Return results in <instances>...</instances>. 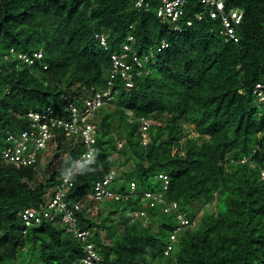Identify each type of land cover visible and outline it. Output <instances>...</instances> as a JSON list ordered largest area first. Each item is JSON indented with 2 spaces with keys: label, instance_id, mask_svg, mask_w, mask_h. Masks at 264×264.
I'll use <instances>...</instances> for the list:
<instances>
[{
  "label": "trees",
  "instance_id": "16d2710c",
  "mask_svg": "<svg viewBox=\"0 0 264 264\" xmlns=\"http://www.w3.org/2000/svg\"><path fill=\"white\" fill-rule=\"evenodd\" d=\"M225 1L227 9L244 11L238 43L226 39L220 18L204 12L200 0H187L182 33L157 16V1L146 11L136 0H0V264L82 258L80 241L61 218L27 227L21 214L45 202L85 147L61 140L57 164H47L43 174L39 167L6 164L2 150L8 132L30 129V111L60 109L68 95L75 100L103 90L112 57L125 52L130 36L142 74L133 70L132 88L113 77L116 100L93 119L99 130L94 160L79 168L68 195L71 203L89 201L113 169H123L117 192L127 194L136 184L129 200L100 205L96 217L87 207L79 213L84 230L96 229L101 264H264V103L253 94L264 80V0ZM96 34L107 37V46ZM164 41L169 46L159 50ZM12 48L43 51L48 68L5 62ZM127 60L134 63L132 52ZM140 118L155 122L148 146L141 144ZM185 126H194L197 136L188 137ZM161 174L170 179L167 190ZM144 191L164 192L178 210L148 208ZM143 209L151 223L131 222ZM178 215L194 225L165 255Z\"/></svg>",
  "mask_w": 264,
  "mask_h": 264
},
{
  "label": "built area",
  "instance_id": "2783aa9c",
  "mask_svg": "<svg viewBox=\"0 0 264 264\" xmlns=\"http://www.w3.org/2000/svg\"><path fill=\"white\" fill-rule=\"evenodd\" d=\"M157 1V16L166 23L172 25L173 30L179 33L183 32L181 22L185 18V9L187 0H136L135 4L139 8H145L149 11L152 8L151 2ZM204 12H208L212 18L218 19L223 26L224 34L228 41L239 42L238 27L244 20V11L241 9H227L225 0H200ZM203 13L198 14L197 18L202 19ZM193 20L186 21L187 26L193 25ZM96 39L101 45L107 46V37L103 34H96ZM135 41L133 36L128 39V44L124 45L123 54H114L112 57V78L108 81L103 90L92 91L89 96H80L73 99L70 95L65 97L64 104L60 109L48 107L41 111H30L27 117L30 121V129L20 133L8 132L5 137V147L2 150L3 160L6 164L15 166L19 169L33 167L40 169L43 174L47 164L54 162L56 155L60 152L61 140L68 146L83 145L86 151L77 158L74 167L60 178L59 184L47 195L45 202L39 207L27 208L22 213V220L27 227L38 225L44 220L54 221L61 218V223L67 226L68 232L77 238L83 247V256L79 263L75 264H101L102 256L98 253L93 237L96 230H84L80 226L79 213L87 207V212L91 217L98 214L100 205L110 201L120 202L129 200L135 192L136 184L131 183V190L128 194L117 192L114 189V182L120 176V172L113 169L102 180L94 186V192L89 201L71 203L67 197L74 187L73 177L77 174L83 164H90L96 154V145L98 137V125L93 121L97 112L104 106L111 104L116 100L118 92L114 90L113 77L120 75L125 81L127 88L135 85L134 72L142 74L144 63L136 52H133L131 42ZM169 45L164 41L163 47ZM129 52H132L133 62L129 63L127 58ZM148 58L146 57V60ZM6 61H21L29 66L42 65L47 69L44 63L43 51L33 54L18 52L12 48L4 56ZM254 93L264 102V81L256 85ZM133 119H131L132 122ZM139 134L143 146L151 143L150 127L152 121L147 118L139 119ZM62 151V150H61ZM164 182V189L169 187V177L165 174L159 175ZM143 201L148 208L163 207L164 213H172L178 210L177 202H167L164 200V192L143 193ZM89 202V204H88ZM142 222L143 225L151 223V217L147 210L135 212L131 222ZM194 224L190 222L186 215H178V227L171 235V245L165 254L169 255L172 251V245L177 241L178 235Z\"/></svg>",
  "mask_w": 264,
  "mask_h": 264
},
{
  "label": "rangeland",
  "instance_id": "374dc122",
  "mask_svg": "<svg viewBox=\"0 0 264 264\" xmlns=\"http://www.w3.org/2000/svg\"><path fill=\"white\" fill-rule=\"evenodd\" d=\"M112 106H113V105H109V106H107V107H108V108H111V110H112V108H113ZM45 109H47V108H45ZM184 129H185V131H186L185 133L187 134L188 137H189V136H193V135H194V136H197V134L195 133V127H194V126H185ZM119 143H120V144H119ZM119 143H118V147H122V143H123V142L121 141V142H119ZM117 154H118V153H116L115 156H118ZM122 170H123V169L120 170L121 173H122ZM161 182H162V181H161ZM216 203H217V202L215 201V202L212 204V206L209 207V209H210L211 212H216V211H217V210H216ZM108 204L111 206V203H107V205H108ZM201 214H202V211H201ZM201 214H200V215H201ZM26 262H27V261H26ZM33 264H35V263L33 262Z\"/></svg>",
  "mask_w": 264,
  "mask_h": 264
},
{
  "label": "clouds",
  "instance_id": "9594fccd",
  "mask_svg": "<svg viewBox=\"0 0 264 264\" xmlns=\"http://www.w3.org/2000/svg\"><path fill=\"white\" fill-rule=\"evenodd\" d=\"M186 7H187V5H186ZM10 50H11V49H10ZM9 52H10V51H9ZM9 52H7V53H9ZM7 53H6V54H7ZM6 54H5V55H6ZM5 55H4V56H5ZM4 61H5V62H13V63H14V61H6V60H4ZM15 62H17V61H15ZM19 62H21V61H19ZM21 64H24V63L21 62ZM24 65H25V64H24ZM26 65H27V64H26ZM263 81H264V80H262L261 82H263ZM259 83H260V82H259ZM255 87H256V86H255ZM254 90H255V88H254ZM253 94H255L254 91H253ZM255 95H256V94H255ZM256 96H257V95H256ZM257 100H258V102H260V103H264L263 101L260 100V98H259L258 96H257ZM151 121H152V120H151ZM152 124H155V122L153 123V121H152ZM6 135H7V134H6ZM140 140H141V137H140ZM141 144H142V143H141ZM147 146H148V145H147ZM60 153H61V150H60V152H59L58 154H60ZM248 161H249L248 159H244V160L242 161V163H248ZM56 164H57V161H55L54 165H56ZM73 167H74V166H73ZM116 170H118V169H116ZM118 171L120 172V170H118ZM121 174H122V173L120 172V176H121ZM263 176H264V175H263ZM169 181H170V179H169ZM163 184H164V182H163ZM54 189H55V188H54ZM51 191L53 192V189H52ZM51 191H50V192H51ZM50 192H49V193H50ZM129 192H130V191H129ZM144 192H145V191H144ZM144 192H143V193H144ZM148 192H152V191H148ZM158 192H159V191H158ZM49 193H48V194H49ZM134 193H135V192H134ZM127 194H128V193H127ZM133 195H134V194H133ZM133 195H132V196H133ZM67 199H68V197H67ZM30 208H31V207H30ZM99 210H100V209H99ZM83 211H84V210H83ZM83 211H82V212H83ZM136 212H137V211H136ZM80 213H81V212H80ZM98 213H99V211H98ZM88 215H89V214H88ZM97 215H98V214H97ZM97 215H96V216H97ZM96 216H94V217H96ZM133 216H134V215H133ZM21 217H22V214H21ZM89 217H91V216L89 215ZM132 218H133V217H132ZM25 225H26V224H25ZM190 228H191V227H190ZM93 230H96V229H93ZM71 234H72V233H71ZM95 234H96V232H95ZM72 235H73V234H72ZM73 236H74V235H73ZM94 236H95V235H94ZM74 238H75V236H74ZM76 239H77V238H76ZM77 240H78V239H77ZM80 244H81V243H80ZM81 245H82V244H81ZM82 250H83V247H82ZM165 255H166V254H165Z\"/></svg>",
  "mask_w": 264,
  "mask_h": 264
}]
</instances>
